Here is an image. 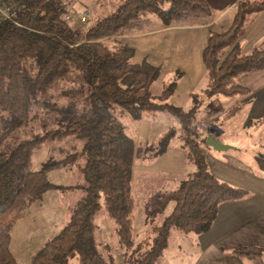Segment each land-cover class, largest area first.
<instances>
[{
    "label": "trees",
    "instance_id": "trees-1",
    "mask_svg": "<svg viewBox=\"0 0 264 264\" xmlns=\"http://www.w3.org/2000/svg\"><path fill=\"white\" fill-rule=\"evenodd\" d=\"M70 1L0 0V264H19L9 249L16 220L45 191L61 187L48 179V170L69 167L80 157L85 194L29 264H67L72 254L76 264H117L108 245L99 249L95 243L93 219L101 205L115 225L120 264H159L172 230L201 234L221 203L247 193L210 171L203 151L210 147L209 133L203 134L192 120L204 100L249 95L238 77L264 69V40L250 50L241 40L250 17L264 11V0H235L229 25L208 31L201 51L207 83L191 93L189 110L169 102L179 72L163 86L160 101L152 100L150 87L159 66L146 59L133 61L134 49L121 39L156 24H207L213 19L207 0H121L108 14L80 28L66 20ZM244 98L220 121L236 115ZM163 111L177 118L195 169L177 179L168 213L159 216L147 210L144 235L139 237L134 231V138L125 132L122 118L139 120ZM174 133L172 126L146 143L145 157L163 153ZM68 138L82 140V149L32 167L35 151L46 141ZM232 252L259 254L264 248L240 245Z\"/></svg>",
    "mask_w": 264,
    "mask_h": 264
},
{
    "label": "rangeland",
    "instance_id": "rangeland-1",
    "mask_svg": "<svg viewBox=\"0 0 264 264\" xmlns=\"http://www.w3.org/2000/svg\"><path fill=\"white\" fill-rule=\"evenodd\" d=\"M120 2L121 0H71L68 6L70 12L66 20L76 28L85 27L108 14ZM233 5L220 15L223 17L217 24L210 27L171 26L162 28L156 24L146 27L141 32L122 37V43L134 49L133 61L139 62L146 59L159 66L160 74L150 87L153 101H160L163 86L172 81L176 72H179L169 102L184 110L191 108V93L204 89L207 83L201 51L205 45L208 31L221 30L229 25L233 15ZM210 7L213 17L221 11L219 6L210 4ZM85 11L86 18L81 21L80 16ZM250 22L251 20L247 27ZM241 45L245 50L251 49L245 46L243 37ZM242 99L219 96L204 100L198 107L192 123L203 134L209 133L215 139L217 137L223 139L227 135L225 141H228L229 145L234 148L237 147L238 152L242 153L246 148V153L249 149L264 153V121L254 122L246 127L249 119L247 111L220 121L222 113ZM122 119L125 132L134 138L132 179V189L136 197L134 231L139 234V237H142L145 230L144 219L147 214V205L144 206L142 196L137 195V182L140 181L143 184L151 197L150 203L147 201L148 207L151 209L149 212L155 211L159 216L164 215L170 211L173 204L168 199L174 195V192L169 188L170 181H176L175 179H179L181 176L185 177L188 172L195 169V166L187 158V149L183 145L180 125L171 112L163 111L159 112L156 117L145 116L139 120H132L125 116ZM172 126L175 127V133L170 137L166 150L156 157L146 158L143 153L144 145L164 134ZM26 132L28 133V131ZM247 140H249L247 144L254 142L256 145L242 144ZM82 144V140L75 138L46 141L35 151L32 167L39 168L42 162L50 157L61 158L70 151H80ZM207 148L212 150L211 147ZM230 150L232 149L227 151L233 152ZM83 160L84 158L80 157L69 167L48 170V179L61 187L45 191L41 199L31 203L16 220L11 231L9 249L19 264H29L33 253L66 223L75 203L85 194L82 187L84 179L81 171ZM93 222L97 247L101 249L102 245H108V252L113 255L117 264H120L121 254L116 247L115 225L113 220L108 217L103 205L100 206ZM198 238L199 234H185L172 230L168 247L160 257L159 264H191L200 250ZM76 263L75 255H70L67 264Z\"/></svg>",
    "mask_w": 264,
    "mask_h": 264
},
{
    "label": "crops",
    "instance_id": "crops-1",
    "mask_svg": "<svg viewBox=\"0 0 264 264\" xmlns=\"http://www.w3.org/2000/svg\"><path fill=\"white\" fill-rule=\"evenodd\" d=\"M208 1L213 6H219L221 11L209 23L196 25V27L206 28L217 24L223 17L220 15L235 2V0ZM250 20L243 36V42L247 48H252L264 40V11L253 15ZM238 80L250 89V93L244 98L246 102L234 117L242 111H247L249 119L246 127L259 122L261 118V121H264V69L243 74L238 77ZM226 136L224 140L219 137L216 139L222 143H228L225 141ZM248 141L242 144H247ZM236 148L230 150L233 152L203 149L210 171L218 179L244 188L247 193L242 198L219 205L217 215L209 229L199 234L200 250L191 264H264V252L242 256L232 252L240 245L264 248V153L251 149L246 153V148L241 153ZM177 179L170 181L169 188L172 192ZM136 186L137 195L142 196L144 206L147 205V210H151L147 203V201L150 203L151 197L145 187L140 181ZM168 199L173 203V197Z\"/></svg>",
    "mask_w": 264,
    "mask_h": 264
},
{
    "label": "water",
    "instance_id": "water-1",
    "mask_svg": "<svg viewBox=\"0 0 264 264\" xmlns=\"http://www.w3.org/2000/svg\"><path fill=\"white\" fill-rule=\"evenodd\" d=\"M206 144L216 151H226L228 149L234 148L233 146L229 144L219 142L211 134L207 135Z\"/></svg>",
    "mask_w": 264,
    "mask_h": 264
},
{
    "label": "built area",
    "instance_id": "built-area-1",
    "mask_svg": "<svg viewBox=\"0 0 264 264\" xmlns=\"http://www.w3.org/2000/svg\"><path fill=\"white\" fill-rule=\"evenodd\" d=\"M4 14H5V13H4ZM66 17H67V16H66ZM85 18H86V11L83 12V14L80 16V20H81V21H84Z\"/></svg>",
    "mask_w": 264,
    "mask_h": 264
}]
</instances>
